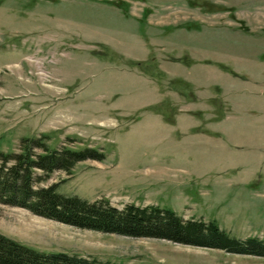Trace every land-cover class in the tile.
Here are the masks:
<instances>
[{"label": "rangeland", "instance_id": "obj_1", "mask_svg": "<svg viewBox=\"0 0 264 264\" xmlns=\"http://www.w3.org/2000/svg\"><path fill=\"white\" fill-rule=\"evenodd\" d=\"M93 147L42 186L264 239V0H0V149ZM0 233L111 264H264L0 204Z\"/></svg>", "mask_w": 264, "mask_h": 264}, {"label": "trees", "instance_id": "obj_2", "mask_svg": "<svg viewBox=\"0 0 264 264\" xmlns=\"http://www.w3.org/2000/svg\"><path fill=\"white\" fill-rule=\"evenodd\" d=\"M46 136L21 137L17 150L0 149V204L81 229L130 237L166 239L180 244L222 249L264 257V239L236 238L215 220L184 219L170 208L157 205L123 207L106 198L86 200L57 191V184L42 186L58 170L71 173L86 159L102 160L93 147L52 148ZM0 264H111L66 252H45L0 233Z\"/></svg>", "mask_w": 264, "mask_h": 264}]
</instances>
